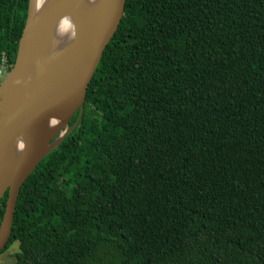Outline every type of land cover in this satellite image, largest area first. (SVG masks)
I'll list each match as a JSON object with an SVG mask.
<instances>
[{
    "label": "trees",
    "instance_id": "16d2710c",
    "mask_svg": "<svg viewBox=\"0 0 264 264\" xmlns=\"http://www.w3.org/2000/svg\"><path fill=\"white\" fill-rule=\"evenodd\" d=\"M29 4L0 0L7 72ZM14 244L12 264H264V0H127Z\"/></svg>",
    "mask_w": 264,
    "mask_h": 264
},
{
    "label": "water",
    "instance_id": "95a60500",
    "mask_svg": "<svg viewBox=\"0 0 264 264\" xmlns=\"http://www.w3.org/2000/svg\"><path fill=\"white\" fill-rule=\"evenodd\" d=\"M37 2L30 0L15 65L0 86V203L9 193L0 254L13 233L22 187L83 118L88 88L127 0H59L36 21ZM66 18L73 30L60 28Z\"/></svg>",
    "mask_w": 264,
    "mask_h": 264
},
{
    "label": "bare ground",
    "instance_id": "6f19581e",
    "mask_svg": "<svg viewBox=\"0 0 264 264\" xmlns=\"http://www.w3.org/2000/svg\"><path fill=\"white\" fill-rule=\"evenodd\" d=\"M59 0H38L36 3L37 14L35 20L38 21L46 10L51 9ZM60 28H71L73 30V23L71 18H66L60 24ZM28 181V180H27Z\"/></svg>",
    "mask_w": 264,
    "mask_h": 264
},
{
    "label": "rangeland",
    "instance_id": "374dc122",
    "mask_svg": "<svg viewBox=\"0 0 264 264\" xmlns=\"http://www.w3.org/2000/svg\"><path fill=\"white\" fill-rule=\"evenodd\" d=\"M5 75L7 77V72ZM18 249H19V245L14 244L9 250L0 254V264L15 263V254L18 252Z\"/></svg>",
    "mask_w": 264,
    "mask_h": 264
},
{
    "label": "built area",
    "instance_id": "2783aa9c",
    "mask_svg": "<svg viewBox=\"0 0 264 264\" xmlns=\"http://www.w3.org/2000/svg\"><path fill=\"white\" fill-rule=\"evenodd\" d=\"M6 70L4 66L0 67V85L3 83L4 78H5Z\"/></svg>",
    "mask_w": 264,
    "mask_h": 264
},
{
    "label": "clouds",
    "instance_id": "9594fccd",
    "mask_svg": "<svg viewBox=\"0 0 264 264\" xmlns=\"http://www.w3.org/2000/svg\"><path fill=\"white\" fill-rule=\"evenodd\" d=\"M6 72H7V71H6ZM8 73H9V72H7V75H8ZM5 78H6V75H5ZM5 78H4V79H5ZM4 81H5V80H4ZM4 81H3V82H4ZM1 85H2V84H1ZM1 85H0V86H1Z\"/></svg>",
    "mask_w": 264,
    "mask_h": 264
}]
</instances>
